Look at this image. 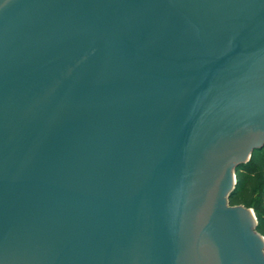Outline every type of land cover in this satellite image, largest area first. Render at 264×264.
<instances>
[{
  "label": "water",
  "instance_id": "obj_1",
  "mask_svg": "<svg viewBox=\"0 0 264 264\" xmlns=\"http://www.w3.org/2000/svg\"><path fill=\"white\" fill-rule=\"evenodd\" d=\"M263 149L264 0H0V264H264Z\"/></svg>",
  "mask_w": 264,
  "mask_h": 264
},
{
  "label": "trees",
  "instance_id": "obj_2",
  "mask_svg": "<svg viewBox=\"0 0 264 264\" xmlns=\"http://www.w3.org/2000/svg\"><path fill=\"white\" fill-rule=\"evenodd\" d=\"M238 187L231 205L252 208L258 219V231L264 236V149L255 151L251 160L236 171Z\"/></svg>",
  "mask_w": 264,
  "mask_h": 264
},
{
  "label": "rangeland",
  "instance_id": "obj_3",
  "mask_svg": "<svg viewBox=\"0 0 264 264\" xmlns=\"http://www.w3.org/2000/svg\"><path fill=\"white\" fill-rule=\"evenodd\" d=\"M233 206H238V205H233ZM241 206H243V205H241ZM250 209H252V208H250ZM255 212V211H254ZM256 215V214H255Z\"/></svg>",
  "mask_w": 264,
  "mask_h": 264
}]
</instances>
